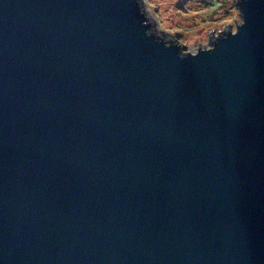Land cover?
<instances>
[{
	"label": "water",
	"instance_id": "95a60500",
	"mask_svg": "<svg viewBox=\"0 0 264 264\" xmlns=\"http://www.w3.org/2000/svg\"><path fill=\"white\" fill-rule=\"evenodd\" d=\"M183 52L139 0H0V264H264V0Z\"/></svg>",
	"mask_w": 264,
	"mask_h": 264
},
{
	"label": "rangeland",
	"instance_id": "374dc122",
	"mask_svg": "<svg viewBox=\"0 0 264 264\" xmlns=\"http://www.w3.org/2000/svg\"><path fill=\"white\" fill-rule=\"evenodd\" d=\"M144 15L153 18L150 29L163 39L177 41L183 52L209 47L214 37L239 23L235 0H139Z\"/></svg>",
	"mask_w": 264,
	"mask_h": 264
},
{
	"label": "clouds",
	"instance_id": "9594fccd",
	"mask_svg": "<svg viewBox=\"0 0 264 264\" xmlns=\"http://www.w3.org/2000/svg\"><path fill=\"white\" fill-rule=\"evenodd\" d=\"M243 9H241V11L239 12V15H238V19H239V23L241 26H243L245 24V20L243 18Z\"/></svg>",
	"mask_w": 264,
	"mask_h": 264
},
{
	"label": "trees",
	"instance_id": "16d2710c",
	"mask_svg": "<svg viewBox=\"0 0 264 264\" xmlns=\"http://www.w3.org/2000/svg\"><path fill=\"white\" fill-rule=\"evenodd\" d=\"M219 34H223V31L221 33H219Z\"/></svg>",
	"mask_w": 264,
	"mask_h": 264
}]
</instances>
